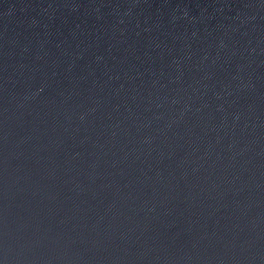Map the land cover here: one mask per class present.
<instances>
[{
  "label": "water",
  "instance_id": "water-1",
  "mask_svg": "<svg viewBox=\"0 0 264 264\" xmlns=\"http://www.w3.org/2000/svg\"><path fill=\"white\" fill-rule=\"evenodd\" d=\"M0 264H264V0H0Z\"/></svg>",
  "mask_w": 264,
  "mask_h": 264
}]
</instances>
